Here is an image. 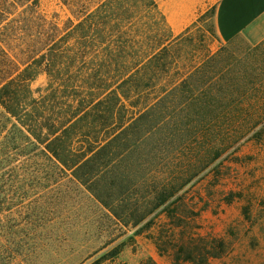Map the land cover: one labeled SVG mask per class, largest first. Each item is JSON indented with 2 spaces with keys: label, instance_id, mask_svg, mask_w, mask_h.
Here are the masks:
<instances>
[{
  "label": "trees",
  "instance_id": "obj_1",
  "mask_svg": "<svg viewBox=\"0 0 264 264\" xmlns=\"http://www.w3.org/2000/svg\"><path fill=\"white\" fill-rule=\"evenodd\" d=\"M37 5L0 0V264L113 258L127 230L137 235L161 214L168 221L155 244L171 264L221 260L231 240L192 232L187 218L199 209L180 191L235 144L264 137L263 127H216L248 121L255 108L264 122V81L221 93L222 83L207 77L214 57L181 73L182 35L172 34L155 0H102L61 34L10 17L15 7ZM35 24L39 31L27 34ZM18 34L25 46L16 50ZM42 73L46 84L33 89ZM240 196L229 191L223 200ZM91 200L105 224L98 222L92 247L91 233L78 239L73 225L75 205ZM241 212L251 220L248 205Z\"/></svg>",
  "mask_w": 264,
  "mask_h": 264
},
{
  "label": "rangeland",
  "instance_id": "obj_2",
  "mask_svg": "<svg viewBox=\"0 0 264 264\" xmlns=\"http://www.w3.org/2000/svg\"><path fill=\"white\" fill-rule=\"evenodd\" d=\"M102 0H38V5L33 7L18 6L13 8L11 18H26L30 21L36 19L38 23L52 31L54 26L63 33L70 25L91 12ZM218 0H206L201 8V13L182 37L175 43V56L177 66L181 73L191 70L193 66L199 67L209 58L214 59L208 65L207 77H213L222 83L221 93L231 88L232 95L246 88L257 87L264 81V43L252 48L242 40L230 43L218 41L213 23V8ZM20 22L15 23V27ZM19 31V30H18ZM27 34L37 33V24L26 26ZM20 34L22 32H19ZM15 49L25 46L18 34L14 39ZM207 55H209L208 58ZM46 84V75L40 74L33 82L32 88H42ZM254 96L256 95L253 93ZM261 93L257 95H261ZM255 103V97H250ZM257 104V102L255 103ZM237 117L242 112H232ZM260 109H253L250 119L236 121H218L217 128L228 130L264 128V122H259ZM243 118V116H242ZM224 153L198 176L193 178L180 191L186 195L187 207L199 209V215L189 226H195L192 232L200 235L222 237L231 240L230 252L221 260H213V264H264V137L260 140L245 139ZM234 149V150H233ZM232 151L231 153H229ZM178 158V157H177ZM177 162V159H175ZM216 165V168H214ZM211 168V169H210ZM229 191L238 192L240 197L234 198L229 204L225 203L223 196ZM249 206L251 220H245L241 208ZM182 207L183 215H186ZM73 225L78 231L77 238L83 234L91 233V247L98 243L95 239L97 210L91 200V207L75 205ZM85 213H90L91 220L85 219ZM89 215V214H87ZM189 215V214H187ZM188 217V216H187ZM255 217V218H254ZM191 219V220H190ZM91 221V222H90ZM168 220L164 214L157 217L155 223L137 235L130 236L134 229L127 230L119 239L124 240L120 252L116 257L101 259L94 262V256L80 264H171L168 254L160 255L155 244L161 226ZM255 221L256 224H250ZM89 222V224H87ZM100 221V225L103 224ZM91 225V226H90ZM233 228L235 234L229 236L228 230ZM252 239V243H251ZM256 239L257 242H253ZM92 249V248H91ZM82 255V256H80ZM78 255L83 257L84 253ZM46 258L47 255H44ZM41 264H47L45 260Z\"/></svg>",
  "mask_w": 264,
  "mask_h": 264
},
{
  "label": "crops",
  "instance_id": "obj_3",
  "mask_svg": "<svg viewBox=\"0 0 264 264\" xmlns=\"http://www.w3.org/2000/svg\"><path fill=\"white\" fill-rule=\"evenodd\" d=\"M174 36L185 32L201 13L206 0H155ZM214 30L218 41L242 40L255 48L264 43V12L258 5L237 0H218L213 8ZM207 55L206 58H208ZM197 65L186 72L194 70Z\"/></svg>",
  "mask_w": 264,
  "mask_h": 264
},
{
  "label": "snow or ice",
  "instance_id": "obj_4",
  "mask_svg": "<svg viewBox=\"0 0 264 264\" xmlns=\"http://www.w3.org/2000/svg\"><path fill=\"white\" fill-rule=\"evenodd\" d=\"M239 3L258 5L260 12H264V0H237Z\"/></svg>",
  "mask_w": 264,
  "mask_h": 264
}]
</instances>
